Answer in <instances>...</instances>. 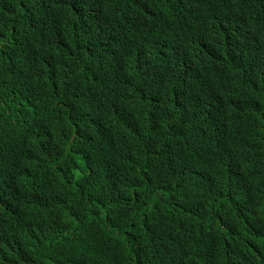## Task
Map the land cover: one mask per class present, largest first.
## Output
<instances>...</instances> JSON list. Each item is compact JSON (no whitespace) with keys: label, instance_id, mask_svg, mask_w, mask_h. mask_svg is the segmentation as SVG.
Instances as JSON below:
<instances>
[{"label":"trees","instance_id":"obj_1","mask_svg":"<svg viewBox=\"0 0 264 264\" xmlns=\"http://www.w3.org/2000/svg\"><path fill=\"white\" fill-rule=\"evenodd\" d=\"M0 264H264V0H0Z\"/></svg>","mask_w":264,"mask_h":264}]
</instances>
